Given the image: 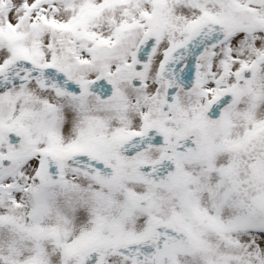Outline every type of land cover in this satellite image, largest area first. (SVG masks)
<instances>
[{"label":"snow or ice","instance_id":"6c2138e0","mask_svg":"<svg viewBox=\"0 0 264 264\" xmlns=\"http://www.w3.org/2000/svg\"><path fill=\"white\" fill-rule=\"evenodd\" d=\"M0 264H264V0H0Z\"/></svg>","mask_w":264,"mask_h":264}]
</instances>
